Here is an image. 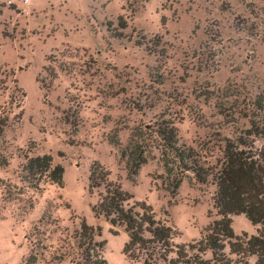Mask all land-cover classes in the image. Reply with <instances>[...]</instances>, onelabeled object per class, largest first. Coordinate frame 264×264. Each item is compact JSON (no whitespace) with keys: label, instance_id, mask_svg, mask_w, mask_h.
<instances>
[{"label":"rangeland","instance_id":"374dc122","mask_svg":"<svg viewBox=\"0 0 264 264\" xmlns=\"http://www.w3.org/2000/svg\"><path fill=\"white\" fill-rule=\"evenodd\" d=\"M1 120L0 264H30L31 251L36 264H80L82 222L106 264H134L123 228L92 213L104 192H89L94 164L128 205L174 230L191 264H237L227 244L216 261L201 251L221 219L216 187L188 173L172 195L155 131L172 124L179 146L211 147V164L224 139L252 128L264 147V0H0ZM133 134L147 160L134 181L122 158ZM42 156L63 168L61 186L24 180L27 160ZM230 219L234 235L260 229Z\"/></svg>","mask_w":264,"mask_h":264},{"label":"trees","instance_id":"16d2710c","mask_svg":"<svg viewBox=\"0 0 264 264\" xmlns=\"http://www.w3.org/2000/svg\"><path fill=\"white\" fill-rule=\"evenodd\" d=\"M120 26L121 29L126 28L125 23ZM6 122L0 121V134ZM156 128L165 174L172 183L170 186L173 185L172 195L188 173L197 183L206 184L210 180L216 187L213 204L221 219L209 229L200 245L201 251H210L216 261L227 244L230 253L237 257V264H249L247 259L251 257L256 259L255 264H264V147L257 149L250 141L263 133L252 128L235 140L224 139L223 145L217 146L215 163L211 164L206 160L213 157L211 147L203 155L191 147L179 146L177 131L172 124L162 121ZM144 153L143 141L133 134L128 150L122 154L128 178L132 181L147 162ZM0 166L4 164L0 163ZM22 172L24 180L35 186L44 177L58 186L62 185L63 168L52 166L50 156L28 159ZM108 177L109 173L100 165L91 167L89 192L101 187L104 191L91 210L95 217H103L112 227L123 228L128 237L123 248L128 261L134 264H191L193 261L188 259L185 247L173 243L174 230L156 220L150 207L128 205V195ZM231 215H244L253 226H260L259 231L252 236L245 233L234 235ZM94 237L93 228L82 222L74 237L81 253L80 264H106L101 255L103 244L97 243ZM32 252L26 263L36 264L37 257ZM222 262L217 264H224Z\"/></svg>","mask_w":264,"mask_h":264}]
</instances>
